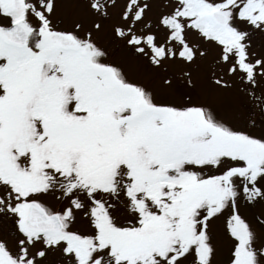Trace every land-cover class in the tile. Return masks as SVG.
Wrapping results in <instances>:
<instances>
[{
    "label": "snow or ice",
    "instance_id": "1",
    "mask_svg": "<svg viewBox=\"0 0 264 264\" xmlns=\"http://www.w3.org/2000/svg\"><path fill=\"white\" fill-rule=\"evenodd\" d=\"M0 264H264V0H0Z\"/></svg>",
    "mask_w": 264,
    "mask_h": 264
}]
</instances>
